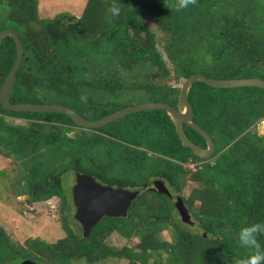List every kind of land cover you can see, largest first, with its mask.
I'll return each instance as SVG.
<instances>
[{"label":"trees","instance_id":"obj_1","mask_svg":"<svg viewBox=\"0 0 264 264\" xmlns=\"http://www.w3.org/2000/svg\"><path fill=\"white\" fill-rule=\"evenodd\" d=\"M0 2H7L10 7L11 29L19 34L24 47V58L11 91L12 103H41L38 93H46L77 102L82 111L71 109L90 121L115 112L111 102L99 94L127 95L124 75L143 73L148 66L155 70V77L168 75L156 35L142 20L144 14H149L167 36L165 51L174 65L176 81L196 74L193 69L201 60L209 62L205 59L208 54L212 65L206 70L215 78L264 77L259 68L264 60V39L260 40L254 28L255 33L252 31L255 21L236 18L234 14L215 15L207 2L191 0L187 7L178 8V0H88L81 17L60 14L53 19L39 18V0ZM113 4L121 9L115 17L110 12ZM218 22L223 25L220 32H202L205 24ZM206 43L211 46L209 51L204 50ZM16 58V43L7 37L0 47L2 81ZM133 85V90L140 93L133 95L144 94L148 102L178 106L180 87L153 81ZM240 89L244 95L231 98L233 101L227 96L230 89L214 88L200 81L189 91L194 120L214 139L215 156L220 154L214 164L198 158L183 145L173 119L165 111L128 115L119 130L122 133L115 132L111 123L106 135L120 137V143L102 135L88 136L83 128L71 137L72 127L78 125L64 114L16 112L5 109L0 102V146L4 148L0 154L15 157L28 167L26 187L34 202L60 196L62 204L67 203L61 177L68 170L128 189L159 178L177 194L190 174V180L200 187L183 200L190 211L196 201L200 203L192 213L202 231L185 232L178 217L172 221L166 211L168 201L176 210L175 201L168 195L146 190L137 200L141 209L135 208L136 214L128 218L106 216L89 237L77 235L64 224L67 238L56 243L28 239L13 251L0 231V253L13 252L21 263H39L40 257L47 255L53 264H72L76 259L93 264L107 258L126 259L127 264H236L238 259L250 255L251 249L239 243L237 233L243 226L264 223V136L250 132L252 125L264 118V90ZM224 93L225 102L221 99ZM82 96L86 99L82 100ZM6 116L26 119L28 124H8ZM101 128L93 130L99 133ZM185 131L193 142L207 146L205 139L189 126L185 125ZM101 144L103 153L97 151ZM58 153H65L64 159L71 157L70 162L59 168L46 163L51 158L57 161ZM85 159L88 167L83 166ZM117 159L128 162L134 176H115L112 167ZM190 162L203 164L192 172L184 167ZM148 195L154 201L147 198L143 202ZM166 223L174 230L172 243L159 238ZM114 232L126 239L137 237L140 242L136 247L110 248L104 241ZM257 240L264 247V233H258Z\"/></svg>","mask_w":264,"mask_h":264},{"label":"rangeland","instance_id":"obj_2","mask_svg":"<svg viewBox=\"0 0 264 264\" xmlns=\"http://www.w3.org/2000/svg\"><path fill=\"white\" fill-rule=\"evenodd\" d=\"M196 1H198L199 3H203V2L209 3L208 7H211V11L214 12L215 15L223 14V13L234 14L236 15V18H244L246 21H250V20L255 21L254 22L255 24L252 25V31L254 28V30L259 32L261 36L260 40H262V38L264 39V0H196ZM175 2L176 0H174V3ZM87 3L88 0H39V7H38L39 18L53 19L54 17L60 14H70L72 16L79 18L82 16ZM9 12H10V7L8 6L7 2H0V29L5 30L12 28V23L8 19ZM142 20L144 23L147 24L149 29L156 35L157 49L159 50V52H161L162 57L165 60L168 75L155 77L154 75L155 70L154 71L150 70L149 66L143 71V73H140L139 71H134L131 72L130 74L127 73L126 75H124L122 80L124 83H126L125 84L127 86L126 90L128 92L127 95L121 97L112 95L111 97H108L110 95L99 94L100 96L105 97L107 101H110L111 108L113 107L114 109H116V111L123 109L125 107L148 102V100L145 99L144 94L133 95V94H140L138 91L133 90L134 88L133 84L153 81L161 85L168 84L169 86L172 87L181 88L184 82V80L176 81L175 79L174 65L168 59V55L166 54L165 51V45L167 42V36L165 37V33L161 31V29L158 27L157 22L149 14L146 15L144 14ZM222 26L223 25H221L219 22L205 24L202 28L203 29L202 32L206 31L210 33H218L220 32ZM253 32L255 33V31ZM210 48H211L210 44L206 43L204 50L209 51ZM211 65H212V61L207 62L201 60V62L197 64L193 69L194 73H200L214 77L215 74L211 75L206 70L208 69V67L211 68ZM214 93L219 94V91L215 90ZM41 95H47V94L38 93V96H40L41 99L40 102L41 101L42 102L41 103L34 102V104H58L69 108H74L79 112L82 111L81 110L82 107L73 100L61 98L55 94H51L43 97H41ZM243 95H244V91L240 88L230 89V91L227 93V96L229 97L230 101H233L231 98H240ZM225 98H226V93L221 95L222 101L225 102L226 101ZM5 120L8 124H12V125L26 126L28 124V121L26 119L13 117V116H6ZM125 120H128L127 116L112 122V124L109 123L103 126L102 128L100 127L101 130L99 133L98 131L96 132L93 129H87V128H83V129H85L84 132L88 136L94 137L95 135H102L106 137L108 140L109 138H111L114 141L123 143L122 141L119 140L120 137L115 138L112 136H108L106 134L107 132H109L110 124L112 125V129L115 132H118L119 130L122 129V126L126 124V122H124ZM81 128L82 127L79 126L72 127L73 131L69 133L70 136L74 137L76 134H80L81 131L83 130ZM250 132L255 133L259 136H264V118L256 121L250 128ZM94 133H98V134H94ZM103 145L104 144H101L100 148L99 147L97 148V151L103 153L104 152ZM0 149L2 150L4 148L0 146ZM64 154L58 153L59 156L57 161H54V159L51 158L50 161H47L46 163L49 164L53 163V165L56 168L62 167L64 163L70 162L69 158H71L68 157L67 159H64L65 158ZM219 155L220 154H217L215 157L207 161L210 164H214ZM113 164L114 166L112 167V172L114 173L115 176L125 179H130L132 176H134V172L130 170L132 166L128 162L117 159V161H115ZM201 164L203 163L190 162L184 164V167L194 172L196 171V168ZM83 166L84 167L89 166L88 160L86 159L83 160ZM28 172H29L28 167L22 161L18 160L15 157L7 158L2 154H0V231H2V233L4 234L5 240L7 241L8 245L11 246L12 250L13 251L19 250V248L21 247L20 244H24L28 239H41L48 243H56L61 239L67 238L68 232L65 229L64 224H67L74 233H77V235L83 234V230L81 228L80 223L74 217L76 208L73 204L72 201L73 198L71 197L70 194L71 188L74 187V185L76 184L75 172L73 170H68L61 177L63 190L68 194L69 200L66 203L67 205L62 204L58 196L50 197L45 201L34 202L31 199L30 195L28 194L29 191L26 187L27 186L26 184L29 183V180L27 179ZM142 176H145V174H143ZM154 179L156 178H153L148 182V186L152 183ZM165 185L169 189V185L167 184ZM198 187H200V185L197 182L190 180V174H188L186 175L184 184L181 188V192L175 195L182 196V198H184V200L186 201V199H189L191 197L192 192L198 189ZM143 189L144 188L140 189L141 193L139 194V197L140 196L142 197L144 195L145 191H143ZM150 196L151 195H148V197H146L143 200V202H146L147 198L150 201H154L153 199L150 198ZM138 198L132 203L128 215L133 216V214H136L135 208L137 209V211L141 209V205L137 203ZM199 207H200V203L196 201L193 204L191 211L187 208L191 215V223L184 222L180 219L181 217L178 211L174 209V207L170 204V201H168L166 211H168L170 215L169 217L172 221H176L179 219V222L182 223L183 225L182 228L185 232L202 233L201 229L196 225V219L192 213L193 211L199 209ZM164 212L165 210L163 208L162 213ZM163 227L165 228L160 232L159 238L162 239L163 241H168L171 243L174 242V237H173L174 230L171 224L166 223ZM139 242L140 239L137 237L126 239L121 235H119L118 233L114 232L111 235H108L107 238H105L104 244L110 248H117L121 250L126 247L127 248L136 247V245ZM4 253L5 252L0 253V264H23L19 259H17L16 257H14V255H12L13 252L11 254L8 253L4 254ZM166 256L167 254L163 255V260L166 259ZM150 262H152V260ZM36 263L53 264L48 259L47 255L45 256L42 255L40 257L39 263L38 262ZM72 264H90V263L87 262V260L76 259L72 261ZM93 264H127V260L107 258L98 261V263H93Z\"/></svg>","mask_w":264,"mask_h":264},{"label":"water","instance_id":"obj_3","mask_svg":"<svg viewBox=\"0 0 264 264\" xmlns=\"http://www.w3.org/2000/svg\"><path fill=\"white\" fill-rule=\"evenodd\" d=\"M7 37H12L16 43L17 58L4 81H2L3 74L0 66V102L5 109L16 112L61 113L70 117L79 127L87 129L100 128L128 115L139 112L151 110L165 111L173 119L177 134L183 145L188 147L195 156L202 160H208L215 153L216 144L211 135L194 120L195 112L188 97L193 84L200 81L219 89L249 87L264 90V79L257 77L218 79L196 73L184 80L180 88L177 107H173L165 102L150 101L125 107L102 119L90 121L74 109L63 105L11 102V91L14 86L17 72L24 58V47L19 34L12 29H5L0 32V47ZM259 68L264 70V60L260 62ZM185 125L189 126L205 139L207 148L199 146L188 137L185 131ZM148 188L171 196L163 180L153 181L149 186L146 185L143 191L148 190ZM140 193L141 190L130 191L120 187L102 185L90 175L77 173L76 184L72 189V194L76 207L75 218L82 227L84 237H89L94 227L105 216L111 218H126L132 202L138 198ZM174 198V203L181 220L191 223V215L184 204L183 198L180 195H176ZM23 264L30 263L24 262Z\"/></svg>","mask_w":264,"mask_h":264},{"label":"clouds","instance_id":"obj_4","mask_svg":"<svg viewBox=\"0 0 264 264\" xmlns=\"http://www.w3.org/2000/svg\"><path fill=\"white\" fill-rule=\"evenodd\" d=\"M190 2L191 0H179L177 7L185 8ZM120 11L121 9L117 4H113L110 8V12L113 17L118 16ZM205 59L210 62L211 56H206ZM81 99L84 100L86 97L82 96ZM258 233H264V223H252L240 228L237 233L238 241L242 246H246L251 249V254L238 259L236 264H264V247H261L257 240Z\"/></svg>","mask_w":264,"mask_h":264},{"label":"flooded vegetation","instance_id":"obj_5","mask_svg":"<svg viewBox=\"0 0 264 264\" xmlns=\"http://www.w3.org/2000/svg\"><path fill=\"white\" fill-rule=\"evenodd\" d=\"M263 71H264V70H263ZM257 78L264 79V77H257ZM204 148H207V146L204 147ZM215 152H216V151H215ZM213 155H214V156H213ZM213 155H212L208 160H210V159H212L213 157H215V154H213ZM96 180H97V179H96ZM155 180H162V179L156 178V179H154L153 181H155ZM97 181H98L100 184H102V185H108V184H104L102 181H99V180H97ZM153 181H152V182H153ZM163 181H164V180H163ZM164 182H165V181H164ZM165 184L169 185V184L166 183V182H165ZM146 185H148V183L143 184L144 187H145ZM108 186H110V185H108ZM143 186H142V187H143ZM142 187H133V188H129V189H128V188H124V189H128V190H130V191H135V190H140ZM144 187H143V188H144ZM139 188H140V189H139ZM72 189H73V187L71 188V193H70V194H71V197L73 198ZM169 189H170L169 191H171L170 186H169ZM148 190H152V189L148 188ZM152 191H155V190H152ZM170 193H171V196H170V197L174 200V199H175L174 197L176 196L175 194H177V193H172V192H170ZM174 195H175V196H174ZM173 196H174V197H173ZM58 197H59L60 201L62 202V199H63V198H61L60 196H58ZM138 197H139V196H138ZM68 200H69V199H68V194H67V200H66V202H68ZM72 201H73V200H72ZM133 202H134V201H133ZM133 202H132V203H133ZM65 204H66V203H65ZM73 204H74V201H73ZM66 205H67V204H66ZM131 205H132V204H131ZM74 206H75V205H74ZM75 208H76V207H75ZM130 208H131V206H130ZM75 210H76V209H75ZM75 214H76V211H75ZM74 217H75V215H74ZM105 217H106V216H105ZM127 217H129V215H128ZM127 217H126V218H127ZM81 228H82V227H81ZM24 262H28V263H30V264H34V263H36V262H34V261H24ZM36 264H37V263H36Z\"/></svg>","mask_w":264,"mask_h":264}]
</instances>
